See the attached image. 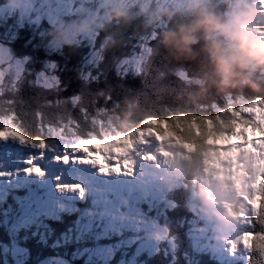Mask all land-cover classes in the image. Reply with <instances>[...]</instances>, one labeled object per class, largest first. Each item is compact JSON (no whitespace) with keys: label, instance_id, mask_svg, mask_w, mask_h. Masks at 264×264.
Returning a JSON list of instances; mask_svg holds the SVG:
<instances>
[{"label":"snow or ice","instance_id":"1","mask_svg":"<svg viewBox=\"0 0 264 264\" xmlns=\"http://www.w3.org/2000/svg\"><path fill=\"white\" fill-rule=\"evenodd\" d=\"M68 2L0 0V65L14 70L13 90L18 91L19 81L29 76L33 77L29 83L36 87L60 88L56 61L36 66L38 57L33 53L43 48L36 13L45 7L59 11ZM153 43L154 34L138 37L132 53L117 61L118 77L127 81L132 75L130 87L136 77L145 75ZM103 58L93 45L78 73L85 84L99 81L100 73L93 75L91 68H98ZM179 67L159 75L166 78ZM185 73L186 66L176 79ZM69 99L77 106L81 93ZM82 111L87 114L86 109ZM17 120L14 111L0 114V264H75L81 258H85L83 264H226L221 245L237 251V241L222 237L207 221L178 213L175 197L118 179L136 175L134 162L126 157L132 136L144 129L103 139L94 133L81 136L79 123L69 116L57 121L62 131L70 130L68 136L53 138L43 135V123L38 134L31 135ZM150 134L157 133L151 129ZM205 162L218 167V159ZM66 217L74 218L66 222ZM56 224L64 225L63 230L57 232ZM164 229L168 239H155L153 233ZM255 239V232L247 234L245 249ZM260 239L264 241V233ZM45 250L50 254L43 255Z\"/></svg>","mask_w":264,"mask_h":264},{"label":"trees","instance_id":"2","mask_svg":"<svg viewBox=\"0 0 264 264\" xmlns=\"http://www.w3.org/2000/svg\"><path fill=\"white\" fill-rule=\"evenodd\" d=\"M255 6L264 9L260 5V0H256ZM223 7L224 0H205L195 9L192 6L165 9L152 4L148 7L141 6L135 9V12L123 11L122 14L112 19L106 17L103 21L83 19L86 16H77L76 20L64 19L71 21L72 25L78 23V26H86L81 32L86 29L89 35L93 33V36L83 33L82 36L79 33L78 40H69L67 45H56L52 42L53 36L57 35V27L55 30L46 31L45 34L41 33L40 29L47 23L42 20V23L37 25L39 39L48 54L42 47L36 50L33 53L38 57L36 66L39 67L45 60L56 61L59 64L57 74L60 75L61 86L59 89L45 90L29 83L33 79L30 76L19 81L18 91L3 83L0 86V114L14 111L18 117V126L31 135H37L43 123V135L52 136V133H59L68 136L70 130L64 128L62 131L57 121L61 119L66 121L69 116L79 123L77 131L81 136L94 133L103 139L144 129L142 134L132 136L133 139L138 136L140 143L136 155L135 152V156L129 154V159L133 162L136 157L140 158L137 165L139 171L142 166L147 168L145 159L147 155L144 153V157L141 153L144 146L153 145L150 144L152 140L148 138L151 129H155L157 133L153 134L155 138L164 140L167 137L175 138L186 148L194 149V154L198 158L204 157L212 144L223 136L234 133L236 119L234 115L227 114L228 97L233 100L244 98L248 101L264 98V77L259 74L230 76L224 71L227 67L226 62L218 64L216 55L202 47V40L189 50L180 48L178 44L180 26L187 29L200 14L222 12ZM169 33L176 35V46L165 43V36ZM145 34H154L152 56L145 68V75L136 77L135 85L130 87L132 75L129 74L127 81L122 80L117 76L116 63L130 55L137 38ZM93 45L104 56L98 68H91L93 75L100 73V79L85 84L78 73L84 63V57L91 51ZM173 66L180 67L172 74L170 72L166 78L159 75L160 71L171 69ZM184 66L185 75L191 81L183 80L182 76L176 79V76L184 71ZM78 92L81 93V103L73 106L69 98ZM101 92L104 95H100ZM109 95L110 100L107 99ZM9 101L13 103L9 104ZM82 109L87 110L86 115ZM225 113L226 115H223ZM239 122L243 123L241 118L237 125ZM242 125L257 127L254 122L249 121ZM195 168L196 181L203 187L202 197H206L207 185L198 175L201 168L198 164H195ZM216 180L222 185L217 177ZM200 189L199 185L187 189L172 188L170 196L179 201L176 211L189 219L198 218L197 213H200V210L191 212L189 202L192 197L198 196L200 198L197 203L201 205ZM260 191L258 206L249 214L248 234L253 232L256 234L253 246L249 247L251 259L247 261L236 259L232 262L226 261V264H264V248L261 247L264 241L260 239L264 233V178ZM222 194L220 193L217 200L225 199L227 202L224 203L225 211H233L237 199ZM73 218L66 217L65 220L70 222ZM54 227L59 232L63 230L64 225L56 224ZM71 250L72 246H69L67 257L69 260ZM48 254L50 250L43 253ZM84 259L75 261V264H83ZM116 259H119L118 253Z\"/></svg>","mask_w":264,"mask_h":264},{"label":"rangeland","instance_id":"3","mask_svg":"<svg viewBox=\"0 0 264 264\" xmlns=\"http://www.w3.org/2000/svg\"><path fill=\"white\" fill-rule=\"evenodd\" d=\"M260 5L264 8V0H260ZM70 6L71 4H68L67 7ZM43 13L44 15L47 14L48 10L36 13V15L40 16ZM53 16H55L54 13L49 15V17ZM92 17L94 15L87 16L88 20L92 19ZM59 31L61 40L74 39V27L63 28V26H60ZM83 34H87V32ZM55 44L59 45L60 42L56 41ZM0 69H2L0 71V86L3 83L10 86V81L15 78L14 70L9 69L7 65H0ZM182 79L191 81L186 75H183ZM227 100L229 102L227 114L230 116L234 115L236 119L233 127L234 136H223L212 144L213 146H211L204 157L198 158L192 148L184 150L181 142L175 138L167 137L165 140L160 141L153 134L148 135V138L152 140L150 144L153 145L144 146V151L141 155L147 153V150L152 149L154 146L158 151L167 152V155L163 154L160 156V162L163 163L165 158H169V155L175 157L178 161L177 166L172 170L173 174L170 176L172 179L175 178V174L177 176L184 175L188 165L195 170V164H198L201 168L199 170L200 179L207 185L208 193L207 196L205 195L206 197H203L205 213H197L198 218L194 219L207 221L213 231L222 237L237 241L239 247L235 253L230 251L226 245H221V247H225V261L232 262L236 259L247 261L249 248L245 249L243 242L248 234V226L250 225L249 214L251 210L255 211L258 206L264 178V100L260 98L254 101H248L244 98L233 100L231 97H228ZM223 115H226V113ZM240 118L243 123L239 122L237 125ZM247 121L254 122L257 127L242 125ZM138 140V136L135 139L132 138L128 154L137 151L140 143ZM190 153L192 156L189 155ZM208 159H218V167H213L210 163H206L205 161ZM139 160L140 158L136 157L134 161L135 170H138ZM216 177L222 182V185L218 184ZM118 179L127 180L124 176L118 177ZM192 179L195 180L196 178L189 175L188 181ZM213 190H215V193H213ZM220 193H223V196L227 195L228 198L235 197L237 199L236 203L240 202L242 204L240 205L241 208L239 207L240 213L236 217H231L235 216L233 211H225L224 203H227L225 199L222 201L217 200L220 197ZM194 200L195 198H193ZM240 215L241 217L239 218ZM231 222L233 223L231 224ZM153 236L158 241L168 239L167 229L153 233Z\"/></svg>","mask_w":264,"mask_h":264},{"label":"clouds","instance_id":"4","mask_svg":"<svg viewBox=\"0 0 264 264\" xmlns=\"http://www.w3.org/2000/svg\"><path fill=\"white\" fill-rule=\"evenodd\" d=\"M256 0H224L222 12L202 13L187 29L178 28L180 48L189 50L203 41L202 47L226 62L230 76L264 77V9ZM165 43L176 46L177 37L169 33Z\"/></svg>","mask_w":264,"mask_h":264},{"label":"water","instance_id":"5","mask_svg":"<svg viewBox=\"0 0 264 264\" xmlns=\"http://www.w3.org/2000/svg\"><path fill=\"white\" fill-rule=\"evenodd\" d=\"M237 208H238V206L235 207V211H236V212H238V209H237Z\"/></svg>","mask_w":264,"mask_h":264},{"label":"bare ground","instance_id":"6","mask_svg":"<svg viewBox=\"0 0 264 264\" xmlns=\"http://www.w3.org/2000/svg\"><path fill=\"white\" fill-rule=\"evenodd\" d=\"M144 161V160H143Z\"/></svg>","mask_w":264,"mask_h":264}]
</instances>
